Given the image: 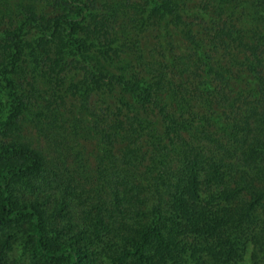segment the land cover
Wrapping results in <instances>:
<instances>
[{
    "label": "trees",
    "instance_id": "16d2710c",
    "mask_svg": "<svg viewBox=\"0 0 264 264\" xmlns=\"http://www.w3.org/2000/svg\"><path fill=\"white\" fill-rule=\"evenodd\" d=\"M249 249L264 264V0H0V264Z\"/></svg>",
    "mask_w": 264,
    "mask_h": 264
},
{
    "label": "rangeland",
    "instance_id": "374dc122",
    "mask_svg": "<svg viewBox=\"0 0 264 264\" xmlns=\"http://www.w3.org/2000/svg\"><path fill=\"white\" fill-rule=\"evenodd\" d=\"M194 242L191 247H195L196 249H202V245L199 244V241L198 239H193ZM201 243H203V241H201ZM251 249H249L248 253L246 254V256L243 258V260H241L240 262H237L236 260H232V261H226L222 258V256H219L222 260L219 259L216 260V258H212V256H208V258H205V253H201L199 250H198V253H199V256L203 255V259H202V263L201 264H252V261H251ZM236 261V262H235Z\"/></svg>",
    "mask_w": 264,
    "mask_h": 264
}]
</instances>
